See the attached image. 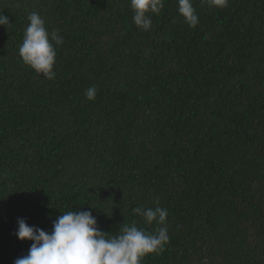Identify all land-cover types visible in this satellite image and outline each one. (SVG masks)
<instances>
[{"label":"trees","instance_id":"16d2710c","mask_svg":"<svg viewBox=\"0 0 264 264\" xmlns=\"http://www.w3.org/2000/svg\"><path fill=\"white\" fill-rule=\"evenodd\" d=\"M193 6L195 27L164 0L145 31L130 0H0V264L32 243L18 218L154 233L137 206L170 238L140 264H264V0ZM33 11L63 37L54 79L18 54Z\"/></svg>","mask_w":264,"mask_h":264},{"label":"clouds","instance_id":"9594fccd","mask_svg":"<svg viewBox=\"0 0 264 264\" xmlns=\"http://www.w3.org/2000/svg\"><path fill=\"white\" fill-rule=\"evenodd\" d=\"M204 2V0H202ZM229 0H207L210 7H227ZM178 12L189 27L199 23V17L193 6V0H177ZM133 10V22L141 30L152 27L151 16L158 15L164 7V0H130ZM29 23L24 29L18 54L24 64L47 79H54L56 63V45L63 43L58 29L51 33L45 27L44 19L37 12L27 15ZM7 16L0 13V25L9 24ZM95 85L85 90V96L94 100ZM158 204V201H157ZM134 214L142 216L147 224L156 222L154 233L139 229L135 222L124 224L116 234L104 232L97 227L96 218L87 210L66 211L52 221V229L46 232L36 226H30L24 218H18L15 235L20 240L32 241L26 255L16 258L13 264H140L146 254L163 250L169 242L166 218L167 209L162 207L132 209Z\"/></svg>","mask_w":264,"mask_h":264}]
</instances>
